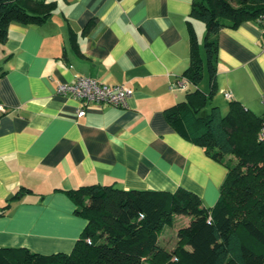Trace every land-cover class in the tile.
I'll return each instance as SVG.
<instances>
[{
	"label": "crops",
	"instance_id": "crops-1",
	"mask_svg": "<svg viewBox=\"0 0 264 264\" xmlns=\"http://www.w3.org/2000/svg\"><path fill=\"white\" fill-rule=\"evenodd\" d=\"M45 1L55 8L44 22L11 23L0 43V246L70 252L86 221L64 190L81 185L183 186L212 206L226 167L164 116L195 89L169 88L189 64L188 20L200 48L193 0ZM261 42L256 20L219 30L212 100L221 114L230 100L264 113ZM77 75L129 88L127 107L88 104L77 116L83 102L55 91ZM177 229L160 244L172 247Z\"/></svg>",
	"mask_w": 264,
	"mask_h": 264
},
{
	"label": "trees",
	"instance_id": "trees-1",
	"mask_svg": "<svg viewBox=\"0 0 264 264\" xmlns=\"http://www.w3.org/2000/svg\"><path fill=\"white\" fill-rule=\"evenodd\" d=\"M54 8V2L45 0H0V43L11 23H42ZM189 17L205 26L208 91L195 87L185 100L166 108L164 116L172 129L226 167L216 202L207 206L183 186L168 191L81 185L64 190L74 213L86 221L70 252L0 246V264H264V140L258 138L264 113L256 115L230 100L224 115L217 106L199 115L216 91L219 30L256 20L264 45V0H193ZM187 29L189 64L181 76L197 86L204 64L190 20ZM174 215L189 221L178 227L175 244L167 248L159 236Z\"/></svg>",
	"mask_w": 264,
	"mask_h": 264
},
{
	"label": "built area",
	"instance_id": "built-area-1",
	"mask_svg": "<svg viewBox=\"0 0 264 264\" xmlns=\"http://www.w3.org/2000/svg\"><path fill=\"white\" fill-rule=\"evenodd\" d=\"M260 22L264 24V18ZM262 48L264 51V45ZM169 88L172 90L185 88V80L171 82ZM55 91L59 95L71 96L83 102L82 107L77 111V116L85 114L88 104H107L125 108L131 96V90L124 85L103 83L85 75H77L71 82L58 83ZM224 96L226 99H231V93L228 91L224 92ZM261 103L264 107V92L261 95ZM4 112L5 107L0 103V114ZM258 138L264 140V118L258 131Z\"/></svg>",
	"mask_w": 264,
	"mask_h": 264
},
{
	"label": "rangeland",
	"instance_id": "rangeland-1",
	"mask_svg": "<svg viewBox=\"0 0 264 264\" xmlns=\"http://www.w3.org/2000/svg\"><path fill=\"white\" fill-rule=\"evenodd\" d=\"M197 33H198V38L200 41V54L201 57L203 59V64H204V70H203V78L202 80L199 82V84L197 86L191 85V88L194 87H198L199 89L203 90V91H208V73H207V69H206V65H205V51L202 45V40L204 37V33H205V26L203 24V26L201 28L197 29ZM213 96L212 98H209L206 103L204 104V106L201 108V110L199 111V115H206L210 112L211 107L213 106ZM226 112V110H222V114H224ZM183 216V215H181ZM180 215H174V219L173 222L169 225H165L162 229V231H166V233L164 234V239L162 241H166L167 237H170V241H171V232L173 231L174 227H179L181 225H183V220L180 219ZM171 243V242H170Z\"/></svg>",
	"mask_w": 264,
	"mask_h": 264
}]
</instances>
